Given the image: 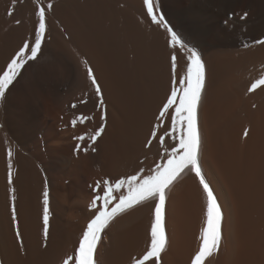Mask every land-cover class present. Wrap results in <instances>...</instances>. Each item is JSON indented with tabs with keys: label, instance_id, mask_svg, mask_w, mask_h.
Segmentation results:
<instances>
[{
	"label": "bare ground",
	"instance_id": "obj_1",
	"mask_svg": "<svg viewBox=\"0 0 264 264\" xmlns=\"http://www.w3.org/2000/svg\"><path fill=\"white\" fill-rule=\"evenodd\" d=\"M49 3L53 5L51 10H47ZM158 3L170 25L198 50L206 68L198 120L201 163L224 214L220 251L207 264H264V87L247 92L251 82L264 75V45L255 43L264 40V0H158ZM38 4L46 8L47 24L39 55L59 56L64 61L67 57L86 73L83 62H88L102 86L106 131L93 145L95 152L77 154L78 141L74 137L93 134L101 123L99 106L90 120L77 122L75 127L66 119L58 120L60 125L57 123L55 131L58 135L52 137L50 145L40 134L39 144L47 141V148L37 146L33 140L31 144L36 143L37 147H17L13 143L16 119L14 124L9 121L14 125L10 124L11 128L0 120V264H62L72 254L91 215L89 204L95 183L141 167L147 169L163 157L158 139L150 147L145 145L157 122L158 110L170 92L172 50L166 46L164 31L147 18L142 0H0L1 69L25 40L34 39ZM245 12L248 16L241 20ZM176 52L178 79L185 69V58L179 49ZM29 62L33 66L36 63ZM24 68L17 79L21 83L28 77ZM37 72L36 76L40 75ZM17 84L20 85L16 81ZM83 87L85 94L87 90L95 94L88 78ZM12 91L13 88L10 92L13 94ZM6 100V97L0 100V111L7 108ZM97 101L99 105V98ZM40 122L38 125L43 127ZM245 128L250 129L247 138L243 135ZM172 144L166 138L165 146L170 148ZM83 146H88L87 140ZM9 149L13 153L12 193L8 183ZM62 149L71 156L68 162L62 157ZM56 158L68 163L66 173H50L48 164L53 165ZM45 185L50 196L46 247L42 220ZM13 207L20 240L16 239L17 227L12 221ZM153 207V202L143 203L110 223L98 244L99 264H130L133 257L144 251ZM202 220L203 200L198 183L192 174H184L168 192V246L162 254L163 264H190V257L198 247Z\"/></svg>",
	"mask_w": 264,
	"mask_h": 264
},
{
	"label": "snow or ice",
	"instance_id": "obj_2",
	"mask_svg": "<svg viewBox=\"0 0 264 264\" xmlns=\"http://www.w3.org/2000/svg\"><path fill=\"white\" fill-rule=\"evenodd\" d=\"M143 8L150 22L166 34V46L172 50L170 56L171 87L166 95L165 102L158 110L156 123L152 126L151 138L147 140L145 147H150L155 140H159L163 148V157L159 162L154 161V166L147 169L141 167L131 173L118 178H105L98 180L92 188L93 197L89 204L91 215L87 219L79 236L77 245L73 247L72 254L63 259L62 264H99L96 259L98 244L103 239L105 230L110 223L119 215L146 202H153L150 228L148 230V242L144 251L133 257L130 264H163L162 254L168 246L166 232V202L168 192L175 182L184 174H192L197 181L203 200V220L199 229L198 247L190 257V264H207L208 260L218 255L223 240L224 214L219 198L215 193L211 182L206 178L201 163V134L199 130V107L203 100L206 87V68L202 57L195 47L186 43L184 37L177 32L166 20L161 12L158 0H142ZM53 5L49 3L47 10ZM12 13L9 12V15ZM34 39L25 40L21 47L14 53L3 69H0V100L6 97L10 87L18 79L22 69L29 61H36L41 52L47 24L46 8L38 4L34 13ZM248 13L240 16L246 19ZM17 24L19 21L16 22ZM264 45V40L255 42ZM247 47V45H245ZM179 49L185 58V69L177 79ZM87 69V78L90 86L99 98V107L102 109L100 125L93 134H82L74 137L78 141L75 151L87 153L89 150L96 151L93 146L98 138L106 131L107 110L103 101L102 86L87 61L83 62ZM264 87V75L256 78L247 88L248 93ZM80 103H86L81 100ZM76 104L72 105L75 109ZM92 117L79 115L71 124L85 123ZM170 118V123L168 122ZM165 129L163 134L160 130ZM250 129H244V137L249 136ZM166 138L173 141L169 148ZM87 140L88 146L83 142ZM8 183L9 192H13V162L12 151L8 150ZM14 201L15 196H11ZM12 221L17 227L16 239H21L18 230V217L15 208H12ZM50 196L48 186L43 191V240L45 247L50 231Z\"/></svg>",
	"mask_w": 264,
	"mask_h": 264
},
{
	"label": "rangeland",
	"instance_id": "obj_3",
	"mask_svg": "<svg viewBox=\"0 0 264 264\" xmlns=\"http://www.w3.org/2000/svg\"><path fill=\"white\" fill-rule=\"evenodd\" d=\"M43 55H45V53L39 55L38 59L35 61L37 63V65H36V63H34L35 65L33 66V64H30V62H28L25 65V68H24L25 69V74L28 73L27 75H25V77H27V76L28 77L25 78V80L22 81V83H21V80H16L17 83L18 82L20 83V85L19 84L16 85V81L14 82L13 87L11 86L13 88V91H12L13 94L10 93L11 90H12L11 87H10L11 90H9L7 92L8 95L6 94V99H7L6 100V102H7L6 104H7V108H9V109H7V108L4 109V110L2 109L1 111L4 114L0 111L1 112L0 113V117H1L0 120L3 121V119H4V122L1 121L2 124H5V125L7 124V126H9L11 128L10 124L13 125L14 124V120L15 119L17 120V121L15 120V124H14L16 127H14V125H13V127L15 128L14 129V132L17 131L15 133V135H14V138L15 137L16 138L13 139V143L15 142L16 143V146L18 145L17 147H20V148L21 147L22 148H27V147L34 148V147H37V146H40V145L41 146L44 145L43 147L44 148H47L48 147L47 144L49 143V145H50V141H52V137L54 138L55 136L58 135L56 133L57 132L56 131V128L58 127L57 126L58 120H59V122H61L62 120H65L66 119L67 121L71 122L70 119H72V118L74 119L75 117H77V116H79L81 114H83V115L89 114V116H90L94 112L96 113L97 110H98V101H97V97L95 96V94H92L91 92H87L88 90L86 91V94L87 95L84 92L86 89L83 87V84L85 83V81H87V78H86V76H87L86 70L82 66H80L79 64H74L73 62L71 63L70 60L67 57H65V61H64L63 57H60V60H59V58H58L59 56H57L55 58V57H53L54 55L53 56L51 55V57H50V55H48L49 57L46 56L47 54L45 56H43ZM47 59L49 60L48 62H47ZM55 59L56 60L58 59V61H60V62H58V63L56 62L55 63V61H56ZM9 60H10V58L8 59V61ZM50 60H51L52 63L54 62V64H52V63L50 64ZM62 62L63 63L64 62L65 63L68 62V64L71 63L72 65H68L66 63L68 66H71V69H70V67L67 68L68 66H66L65 63H64L65 65H64ZM43 63H45V68L43 66ZM58 64H60V65L63 64L62 66H64V67H62V66H60ZM52 65H54V66H52ZM2 66H3V64H2ZM2 66L0 67V69L2 68ZM5 66H6V64H5ZM50 66H52V68H50ZM77 66H78V68H77ZM34 67H36L35 68V71H33V68ZM30 68H31V71H30ZM46 68H49V69H46ZM36 69H38V70L40 69V70L38 71ZM42 69H44V72H43ZM67 70L68 71L70 70V73ZM31 72H34V73L30 74ZM36 72H37V74L39 73L40 75H37L36 76ZM51 72H54V75ZM67 72H68V74L66 75ZM43 75H45L46 78L47 77L48 78L49 77H52L51 79L50 78L49 79L47 78V79L49 80L50 83L52 82L54 84H52V83L50 84L48 82V80L45 77H43ZM29 76H31V77H29ZM40 76L43 77V78H41ZM73 77H74V79H73ZM28 78H29V82H28ZM33 78H35V79H33ZM52 79L53 80H56V83H59V84L57 85L55 83V81H53ZM70 80L71 81L73 80L74 81V84L75 83L76 84L75 85H71L70 84V82H71ZM82 80L84 81V83H83ZM73 81L71 83H73ZM80 81H82V82H80ZM46 83L48 85L50 84V86H48ZM51 85H53V86L51 87ZM46 86H48V87H46ZM53 87H54L55 90L53 89ZM55 87H57V88L59 87V88L56 89ZM47 90H49V91H47ZM35 97H37V98H35ZM81 100H85L86 103H80ZM73 104H76L77 105V107L75 109L72 108V105ZM5 110H9V111H7L8 113ZM26 110H28V111H26ZM37 110H38V112H37ZM35 112H36V114H34ZM7 116H9V117H7ZM25 118H29V119H25ZM38 118L40 119L39 121H38ZM20 119H22L23 121L21 122ZM29 120L30 121L32 120V121L30 122ZM9 121H11L13 124L11 122H9ZM24 121H25V123H24ZM40 121H43V123H45V124L41 123ZM28 122H29V124H28ZM38 122H40V124L43 125V127L39 126L38 125ZM20 123H22V124H20ZM34 123H36V124L34 125ZM21 125H24V126H21ZM58 125H60V124L58 123ZM13 127H12V129H13ZM51 127H53V128H51ZM59 127H61V126H59ZM18 130L20 131V134L19 135L17 134V133H19ZM62 130H65V129H62ZM32 131L35 134V135H33V133H31L32 137H34V138H31L30 137L31 136L30 135V132H32ZM21 132H23V133L21 134ZM26 132H28V133H26ZM54 132H55V135H54ZM45 133H46V135H45ZM20 135H23V136L22 137H19ZM39 135H40L41 139L45 136L46 137V140L48 141V143L46 141L45 142L46 144L45 143H43V144L40 143L39 144V142H40V140H39L40 138L38 137ZM48 135L50 137L49 139L47 138ZM36 137L38 139H36ZM17 138H20L21 140L23 139L25 141H21V140H19ZM43 139H45V138H43ZM32 140L35 141L37 144L36 143H32L31 144V142H33ZM26 141H29L30 143L29 142H26ZM22 142H23V144H22ZM34 144H36L37 146L34 145ZM45 145H47V147ZM69 156L70 155H69L68 151L65 150V149L64 150L62 149V157L67 162L71 158V156L70 157ZM60 157H61V155H60ZM64 159H63V161H65ZM57 160H59V161H57ZM57 160H55V163L53 162L54 163L53 164L54 166L52 165V162L49 163L48 165H50V167L48 166V168H49L50 173L53 172L52 174L55 173V174H58V175L59 174L62 175V174H64V172L65 173L67 172L66 170H68V163L65 161V164H66L65 165L64 163H62V161L59 158Z\"/></svg>",
	"mask_w": 264,
	"mask_h": 264
}]
</instances>
